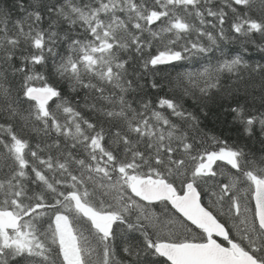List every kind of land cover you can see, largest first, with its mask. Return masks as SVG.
<instances>
[{
  "label": "snow or ice",
  "instance_id": "snow-or-ice-1",
  "mask_svg": "<svg viewBox=\"0 0 264 264\" xmlns=\"http://www.w3.org/2000/svg\"><path fill=\"white\" fill-rule=\"evenodd\" d=\"M0 264H264V0H0Z\"/></svg>",
  "mask_w": 264,
  "mask_h": 264
}]
</instances>
